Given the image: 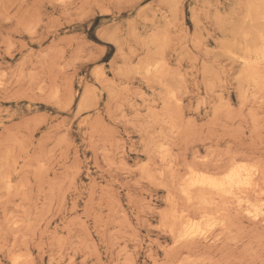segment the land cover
Segmentation results:
<instances>
[{
    "label": "rangeland",
    "instance_id": "rangeland-1",
    "mask_svg": "<svg viewBox=\"0 0 264 264\" xmlns=\"http://www.w3.org/2000/svg\"><path fill=\"white\" fill-rule=\"evenodd\" d=\"M263 4L0 0V264H264V215L181 191L192 169L264 174V63L246 89L241 58ZM204 211L210 238L181 240Z\"/></svg>",
    "mask_w": 264,
    "mask_h": 264
},
{
    "label": "bare ground",
    "instance_id": "bare-ground-1",
    "mask_svg": "<svg viewBox=\"0 0 264 264\" xmlns=\"http://www.w3.org/2000/svg\"><path fill=\"white\" fill-rule=\"evenodd\" d=\"M252 1V0H251ZM256 2V1H255ZM253 2V4L255 3ZM258 2V1H257ZM256 2V3H257ZM261 2V1H260ZM255 3V5H256ZM248 4V3H247ZM259 4V3H258ZM264 5V4H263ZM257 6V5H256ZM259 6V5H258ZM257 6V7H258ZM253 5H252V10H253ZM262 7V6H261ZM264 7V6H263ZM251 8V7H250ZM249 10V9H248ZM258 11V10H257ZM255 11V12H257ZM254 12V11H252ZM251 9L249 11V18L251 20H264V12H258L256 16H252ZM246 16V15H245ZM254 23V22H253ZM251 24V23H250ZM244 25V24H243ZM243 28V27H242ZM248 28V27H247ZM264 30V28H263ZM257 32V31H256ZM244 33V32H243ZM259 34V33H258ZM245 38H247L250 34L248 33H244L243 34ZM255 35V34H254ZM234 38V37H233ZM251 38V37H250ZM261 39L259 41H261L260 43H262V46H260L262 49L259 51H252L254 48H252V50L247 46L246 50H245V55L241 56L244 65L248 68L247 72V76H246V82H245V87L247 89L250 88L249 86L251 85H256L259 81V75H258V69L259 67L264 63V32L259 34V38ZM257 39V40H258ZM256 40V41H257ZM255 41V42H256ZM258 42V41H257ZM252 44V43H250ZM164 46V44H163ZM239 46V45H238ZM259 47V48H260ZM163 48V47H162ZM234 48V47H233ZM258 48V47H257ZM225 49V48H223ZM256 49V48H255ZM163 50V49H162ZM240 50V49H239ZM258 50V49H256ZM244 51V50H243ZM231 53V52H230ZM232 54V53H231ZM235 54V53H234ZM156 56V55H155ZM237 57V56H236ZM240 57V56H239ZM164 63V61H162ZM161 63V66L163 65V63ZM156 63V62H155ZM159 63V62H158ZM160 63L158 65H160ZM153 64V63H152ZM157 64V63H156ZM158 65L154 66L155 68L158 67ZM151 66V64L149 65ZM148 68V67H147ZM160 69V67H158ZM157 68V69H158ZM155 70V69H154ZM151 71V70H149ZM157 71V70H156ZM260 71V70H259ZM262 71V70H261ZM165 72V71H164ZM167 73V72H166ZM164 80V79H163ZM264 83V82H263ZM172 88V87H171ZM252 88V86H251ZM254 88V87H253ZM245 89V90H246ZM258 91V90H257ZM245 92V91H244ZM253 92V91H252ZM172 94V93H171ZM175 94V93H174ZM173 94V96H174ZM169 96V94H168ZM166 97V95H165ZM174 99V98H173ZM155 115V114H154ZM153 115V116H154ZM157 117V115H156ZM155 117V118H156ZM149 118V117H148ZM164 119V118H163ZM155 120V119H154ZM166 120V119H164ZM158 121V120H157ZM156 121V122H157ZM170 121V120H169ZM171 124V123H170ZM161 146V145H160ZM169 151V150H168ZM167 154V153H166ZM169 155V154H167ZM260 159V158H259ZM259 162V161H258ZM257 162L256 163H248V162H243V163H237V162H233L232 164H230L228 162V164H230L223 172L220 173H212L210 171H206V170H197V169H192L190 170V172L188 173L187 178L184 179V183L182 184V188L181 191L182 193H184L187 196V199L189 201L192 202H200L202 204H212L215 202H226L225 200H227L229 203L233 202L231 205L233 206L234 202L237 203L234 204L236 205L239 209H241L240 207H242V205L246 204V213H251V215L254 218H258L260 215H264V185L262 187V185L260 184L261 181H259L261 174L264 175L262 173V166L259 165ZM261 163V161L259 162ZM263 164V162H262ZM264 167V166H263ZM264 169V168H263ZM161 174V173H160ZM10 177V176H9ZM8 177V178H9ZM10 179V178H9ZM8 179V180H9ZM7 180V179H6ZM262 180V178H261ZM8 182V181H7ZM6 182V183H7ZM10 182V181H9ZM15 184V183H14ZM11 185V182H10ZM10 187V186H9ZM6 189V188H5ZM14 189V188H13ZM175 191V190H174ZM179 191V190H178ZM256 192V196H261V198L258 200L257 197L255 199L252 198L251 193ZM257 193L259 195H257ZM213 194H219L218 197L222 196L221 198H223V201L221 199V201L217 200L218 197H213ZM255 196V195H254ZM174 198V197H173ZM225 199V200H224ZM191 202H189L190 204ZM193 204V203H192ZM172 206V204H170ZM177 205V204H176ZM223 205V204H222ZM245 205V206H246ZM206 207V205H204ZM228 206V205H227ZM203 208V209H207V208ZM208 207V206H207ZM215 207V206H214ZM222 207V206H221ZM202 208V206H201ZM234 208V207H233ZM193 209V208H192ZM195 209V208H194ZM210 209V207H209ZM227 210V207L225 208ZM231 209V207H230ZM245 209V208H244ZM196 210V209H195ZM202 209H200L201 211ZM225 210V212H226ZM208 211V210H206ZM215 212H217V210H213ZM175 212V211H174ZM210 212H212V210L210 209ZM224 212V213H225ZM237 212V211H236ZM239 212V211H238ZM185 213V211H184ZM187 213V212H186ZM205 213V211H204ZM228 214V212L226 213ZM224 214V216L226 215ZM239 214V213H238ZM244 214V213H243ZM178 215V214H177ZM201 217L200 218H193L190 217L188 215L185 214H181L178 216V218L180 219H185L182 227L179 229V238L181 240H192L194 241L195 239L198 238H203V239H209L211 236V230H213V228L217 225H219L218 220L216 221L217 218L219 217H213L215 215V213H205V214H200ZM222 215V214H221ZM220 215V216H221ZM229 215V214H228ZM242 215V214H241ZM246 215V214H245ZM227 216V215H226ZM230 216V215H229ZM243 216V215H242ZM237 217V216H235ZM221 218V217H220ZM228 219L231 217H227ZM226 218V220H227ZM250 218V217H249ZM224 221V220H223ZM231 222V221H230ZM230 222H226L227 225L228 223L230 224ZM14 223V222H13ZM233 222H231L232 224ZM222 224H224L222 222ZM226 225V224H225ZM224 225V226H225ZM233 225V224H232ZM28 226V225H27ZM221 226V225H220ZM223 226V225H222ZM221 226V228H222ZM229 226V225H228ZM217 227V226H216ZM232 227V226H231ZM236 227V225H235ZM234 227V228H235ZM244 227V226H243ZM230 228V227H229ZM215 230V229H214ZM237 230V228H236ZM172 231V230H171ZM173 233V232H172ZM203 233V234H201ZM216 234V233H215ZM221 234V233H220ZM241 234V233H240ZM237 235V234H236ZM217 236V235H216ZM241 237V236H239ZM213 238H216L213 236ZM63 239V238H62ZM179 240V239H178ZM214 240V239H213ZM205 241V240H204ZM62 242V241H61ZM192 245V244H191ZM197 245V244H196ZM186 246V245H185ZM184 248V247H183ZM188 250V249H187ZM23 253V252H22ZM29 253V252H28ZM30 254V253H29ZM20 256V255H19ZM30 257V256H29ZM188 257V256H187ZM20 257H16L15 260H13L14 262L16 261V263H20ZM198 258V257H197ZM14 259V258H13ZM22 260V259H21ZM24 260V259H23ZM207 260V259H206ZM209 260V259H208ZM28 262V261H27ZM23 263V262H22ZM205 263V262H204ZM15 264V263H14ZM21 264V263H20ZM24 264V263H23ZM33 264V263H32ZM181 264V262H180ZM184 264V263H183ZM213 264V263H212Z\"/></svg>",
    "mask_w": 264,
    "mask_h": 264
},
{
    "label": "snow or ice",
    "instance_id": "snow-or-ice-1",
    "mask_svg": "<svg viewBox=\"0 0 264 264\" xmlns=\"http://www.w3.org/2000/svg\"><path fill=\"white\" fill-rule=\"evenodd\" d=\"M104 39H105L104 37H100L101 42H103ZM249 214L251 215V213H249ZM201 234H203V233H201Z\"/></svg>",
    "mask_w": 264,
    "mask_h": 264
}]
</instances>
